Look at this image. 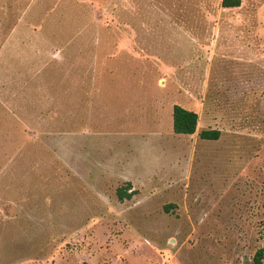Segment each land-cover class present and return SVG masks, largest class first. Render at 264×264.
<instances>
[{
    "label": "rangeland",
    "instance_id": "rangeland-1",
    "mask_svg": "<svg viewBox=\"0 0 264 264\" xmlns=\"http://www.w3.org/2000/svg\"><path fill=\"white\" fill-rule=\"evenodd\" d=\"M221 1L25 0L24 29L0 8V264H252L264 0Z\"/></svg>",
    "mask_w": 264,
    "mask_h": 264
},
{
    "label": "trees",
    "instance_id": "trees-1",
    "mask_svg": "<svg viewBox=\"0 0 264 264\" xmlns=\"http://www.w3.org/2000/svg\"><path fill=\"white\" fill-rule=\"evenodd\" d=\"M240 5V0H222L221 6L223 8L237 7ZM198 124V114L190 109H187L179 104L172 105V131L175 134L191 135L195 133ZM200 139L216 140L220 136L218 129H202L199 131ZM131 185L121 186L116 189V196L118 200L123 201L130 199L134 192H130ZM169 207H172L169 205ZM168 208H166L167 210ZM80 264H89L82 262ZM252 264H264V246L258 248L252 257Z\"/></svg>",
    "mask_w": 264,
    "mask_h": 264
},
{
    "label": "crops",
    "instance_id": "crops-1",
    "mask_svg": "<svg viewBox=\"0 0 264 264\" xmlns=\"http://www.w3.org/2000/svg\"><path fill=\"white\" fill-rule=\"evenodd\" d=\"M24 3H25V0H0V8L3 10V20L6 19L5 21H7L9 19L8 18V11L10 9H14L16 16H15V21L12 24H15V25L19 24L20 29H24V27H23L24 22H25ZM33 8L34 9L37 8V10H34V15L38 14L40 4L35 3V6ZM0 21H1V19H0ZM10 21H12V20H10ZM36 23H34V24H36ZM7 25H8V23L0 22V30H14L17 28V27L16 28L15 27H8ZM197 114H199V113H197ZM198 118H199V115H198ZM196 130H197V128H196Z\"/></svg>",
    "mask_w": 264,
    "mask_h": 264
}]
</instances>
